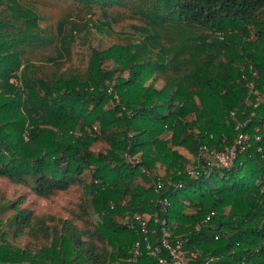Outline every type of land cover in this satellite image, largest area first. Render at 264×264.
<instances>
[{
	"label": "trees",
	"instance_id": "trees-1",
	"mask_svg": "<svg viewBox=\"0 0 264 264\" xmlns=\"http://www.w3.org/2000/svg\"><path fill=\"white\" fill-rule=\"evenodd\" d=\"M73 1L99 10L98 32L127 9L135 40L93 49L82 77L39 76L27 55L53 44L46 60L59 66L79 20L62 17L51 39L32 4L0 0V179L41 199L82 188L99 221L85 208L35 217L20 197L0 220V264H160L169 254L149 255L135 214L152 249L164 220L190 264H264V0ZM239 134L232 167L205 174L207 154ZM3 226L34 244H10Z\"/></svg>",
	"mask_w": 264,
	"mask_h": 264
},
{
	"label": "rangeland",
	"instance_id": "rangeland-1",
	"mask_svg": "<svg viewBox=\"0 0 264 264\" xmlns=\"http://www.w3.org/2000/svg\"><path fill=\"white\" fill-rule=\"evenodd\" d=\"M28 4H32L40 15L39 26L44 29L49 38H54L55 26L57 22L65 16H70V19L79 20L78 27L80 30L77 32V37L72 46L71 55L68 59L63 60L59 66L46 60V56H54L52 45L45 46L42 51L35 49L27 57L36 65L38 75H50L53 72L76 74L80 77L84 76L88 61L93 49L103 50L112 44L119 43L125 44L134 41L133 30L131 24H137L127 9L118 8L112 11L113 14L119 13L124 15V18L117 24H113L112 31L104 30L98 32L91 28V23L100 16L97 9L89 12L87 9L79 6L73 0H22ZM127 15V16H126ZM161 80L163 77L161 76ZM162 82H157L161 85ZM105 149L103 142H97L93 145V153H102ZM179 151L185 154L181 149ZM192 167V165L190 166ZM90 173L87 172L84 181H90ZM24 198L25 202L21 203V208H26L32 211L35 217H53L55 219H68L80 210L85 208L89 214L91 223L96 224L99 221L98 216L92 211L90 206V197L82 188H71L64 193H59L49 199H41L31 194L26 187H17L10 184L4 179H0V204L6 206L5 211H0V220L4 222L11 214L12 211L8 207L9 204L15 203L18 198ZM147 218V217H146ZM126 223V218L121 220ZM76 223L81 226L82 222L77 220ZM49 223L48 225H51ZM3 231L7 233V240L10 244L16 247L31 246L34 244V239L28 236L14 237L12 230L3 226Z\"/></svg>",
	"mask_w": 264,
	"mask_h": 264
},
{
	"label": "built area",
	"instance_id": "built-area-1",
	"mask_svg": "<svg viewBox=\"0 0 264 264\" xmlns=\"http://www.w3.org/2000/svg\"><path fill=\"white\" fill-rule=\"evenodd\" d=\"M247 139V137L243 134H239L237 137V140L235 141V144L231 147L226 149L223 152L220 153H216L214 151L210 152L209 157L210 162L207 163V167L209 170H207L205 172V174L207 172H209L212 169H216V168H221V169H230L234 163V159L236 157V151L237 148H243V143L244 141ZM202 151H206V149H201ZM187 173L190 176H196L197 173V167H189L187 169ZM160 185H157L156 191H158L160 189ZM180 187V185H179ZM168 206V202L167 200H164L162 202V210L165 211V207ZM134 220L135 222H137V224L140 227L141 233L145 236L143 243L145 244V247L147 250H149V255L152 257H156L157 254L159 253L160 249L163 248L164 250H166L169 254V258L168 259H159V263L160 264H190V258H188L186 252L184 250H182L180 243H176L175 245H172L169 242V233L166 231L164 225H165V221L161 220L160 222L158 221V219L155 220L156 223H160V225L162 226V236L159 240L160 245L161 246H156L155 248H151V244L150 241L147 238L148 235V220L146 217L139 215V214H135L134 215ZM140 247L141 245L139 243H136L134 245L133 248V262H135L136 257L140 254ZM191 258H195L194 254H191ZM207 264V263H206Z\"/></svg>",
	"mask_w": 264,
	"mask_h": 264
}]
</instances>
